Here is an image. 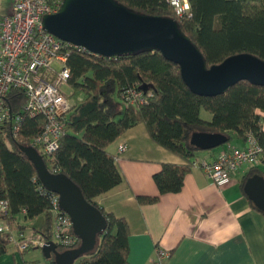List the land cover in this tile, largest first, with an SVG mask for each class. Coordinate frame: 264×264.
<instances>
[{
  "label": "trees",
  "instance_id": "1",
  "mask_svg": "<svg viewBox=\"0 0 264 264\" xmlns=\"http://www.w3.org/2000/svg\"><path fill=\"white\" fill-rule=\"evenodd\" d=\"M137 13L174 18L180 30L202 51L207 67L223 62L238 53H251L264 59V0H189L190 11L176 13L168 0H116ZM72 108L59 149L52 160L45 159L50 170L70 177L85 198L98 206L108 227L99 236L94 251L79 258L75 264H131L130 225L123 217L106 211L96 197L124 182V174L109 147L128 129L143 123L152 139L177 154L183 164L163 163L154 180L161 194L182 190L184 178L192 170L191 162L199 147L191 142L195 133H217L231 144L234 136L253 132L264 149V86L247 80L238 82L217 96L195 94L184 82L178 64L157 50L105 57L66 46ZM143 92L147 102L133 106L124 102L126 90ZM147 88V89H146ZM146 89V90H145ZM15 113L23 112L27 102L24 90L13 88L6 96ZM121 102L125 104L121 111ZM202 111L212 114L210 120ZM121 113V117H115ZM25 120L15 136L8 122L0 133V202L9 203L0 210V223L34 238L43 233L52 237V193L42 184L32 160L19 145H32L43 131L44 119L24 113ZM264 164V155L262 158ZM255 174L264 176L260 167L251 168L241 182ZM140 204L157 203L159 196H137ZM253 208L264 211L250 200ZM44 215L46 228L26 224ZM73 233V231H70ZM81 240L78 239L75 247ZM8 234L0 233V257L9 251ZM59 246V250H64ZM35 250L34 247L22 253Z\"/></svg>",
  "mask_w": 264,
  "mask_h": 264
},
{
  "label": "crops",
  "instance_id": "2",
  "mask_svg": "<svg viewBox=\"0 0 264 264\" xmlns=\"http://www.w3.org/2000/svg\"><path fill=\"white\" fill-rule=\"evenodd\" d=\"M122 144L128 149L120 153ZM231 144L245 146L246 141L236 136ZM222 148L197 157H213ZM109 151L117 158L125 180L96 201L128 221L131 264H155L160 249L171 253L163 264H264V215L253 208L241 186L247 170L219 188L203 170L192 169L181 191L161 194L155 174L163 163L183 164L184 160L156 143L145 124L128 129ZM258 167L264 170L263 163ZM137 196H159L160 200L140 204ZM30 223L32 229L37 228L36 220L26 224ZM27 232H32L30 227ZM0 264L54 263L43 252L22 253L15 248L0 257Z\"/></svg>",
  "mask_w": 264,
  "mask_h": 264
},
{
  "label": "water",
  "instance_id": "3",
  "mask_svg": "<svg viewBox=\"0 0 264 264\" xmlns=\"http://www.w3.org/2000/svg\"><path fill=\"white\" fill-rule=\"evenodd\" d=\"M43 25L63 41L105 57L160 51L180 66L186 85L201 96L224 94L243 80L264 86V59L244 52L207 67L202 51L180 30L174 18L137 13L116 0H63L57 13L43 17ZM191 142L200 150H208L222 146L227 139L217 133H195ZM19 148L32 160L45 188L59 195V205L70 216L73 231L81 240L78 247L65 250L49 241L42 252L54 264H75L95 250L99 236L107 230V219L70 177L47 167L35 146L19 145ZM244 192L264 211L263 175L247 178Z\"/></svg>",
  "mask_w": 264,
  "mask_h": 264
},
{
  "label": "built area",
  "instance_id": "4",
  "mask_svg": "<svg viewBox=\"0 0 264 264\" xmlns=\"http://www.w3.org/2000/svg\"><path fill=\"white\" fill-rule=\"evenodd\" d=\"M177 15L190 11L189 0H168ZM63 0H13L7 14L1 13L0 0V133L8 122L16 136L25 120V112L31 117L44 119L43 131L35 138V146L43 159L52 160L59 149L64 134L65 123L72 108L65 88H70L71 76L68 54L64 48L73 46L80 51L85 48L63 41L46 31L43 17L57 13ZM13 88L25 91L27 102L23 112L14 114L6 96ZM124 102L137 106L147 102L142 91L128 89L123 94ZM245 146L228 144L213 157L192 160V169L203 170L219 188L229 184L241 170L249 171L262 163L264 149L253 132L245 136ZM126 144L119 147L125 152ZM58 173L57 169L51 170ZM52 193V192H51ZM60 197L52 193V237L38 233L34 238L12 230L8 223H0V233L8 234L11 245L23 252L28 248L42 249L49 241H54L65 249L76 248L79 239L73 231L70 216L61 209ZM9 206L7 200L0 202V210ZM70 231H73L71 233ZM170 251L160 249L155 264H163L170 257Z\"/></svg>",
  "mask_w": 264,
  "mask_h": 264
},
{
  "label": "rangeland",
  "instance_id": "5",
  "mask_svg": "<svg viewBox=\"0 0 264 264\" xmlns=\"http://www.w3.org/2000/svg\"><path fill=\"white\" fill-rule=\"evenodd\" d=\"M12 1L13 0H1V13H2V15L7 14L9 12ZM65 89L68 93H71V91H72L71 88H65ZM124 106H125V104L123 102H121V111L120 112H122V109L124 108ZM120 114L121 113H119L115 118L119 119L121 117ZM202 117L204 119L210 120L212 118V114L207 112V111H202ZM235 139H236V136L234 139L231 140V142L235 141ZM219 147H221V146H218V147L213 148V149H208V150H199V151H197V153L202 154V153L210 152V151H213L215 149H218ZM35 220H36V224L34 225L35 227H37V228L39 227V229H41V230H44L46 228V219H45L44 215L37 217ZM28 226L30 227V230H32L33 223H30ZM9 249L15 250V247L13 245H10ZM35 250L42 253L41 249H35Z\"/></svg>",
  "mask_w": 264,
  "mask_h": 264
}]
</instances>
